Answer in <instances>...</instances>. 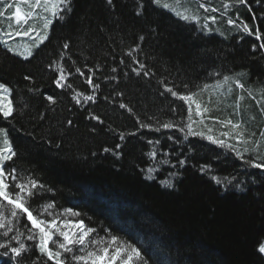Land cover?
Returning a JSON list of instances; mask_svg holds the SVG:
<instances>
[{
	"label": "trees",
	"instance_id": "1",
	"mask_svg": "<svg viewBox=\"0 0 264 264\" xmlns=\"http://www.w3.org/2000/svg\"><path fill=\"white\" fill-rule=\"evenodd\" d=\"M17 6L32 13L27 23H16ZM70 8L53 19L47 39L30 57L13 54L0 41V84L11 90L14 108L8 118L0 114V129L16 152L4 170L15 169L16 182L31 178L43 185L34 190L39 194L26 205L29 210L49 220L40 206L54 204L49 211L58 223L83 220L95 230L88 239L115 236L138 248L145 264H264L257 250L264 242V169L245 163L264 162L258 159L264 157V0H161V6L153 0H71ZM172 9H187L199 21H185ZM44 12L23 0H0L2 41L24 38L26 31L39 40ZM245 23L251 33L243 31ZM57 64L67 75L61 83L71 87L55 83ZM224 76L232 79L223 88L201 91ZM166 88L198 94L194 99L210 111L193 130L205 136L185 138L188 102ZM89 95L95 99L84 98ZM192 109L198 121L194 104ZM209 116L242 123L259 148L220 136L228 129ZM169 122L178 127H162ZM209 134L249 151L241 159L208 140ZM6 182L9 192L18 191L16 182ZM9 208L2 211L13 230L5 236L0 229V244L23 242L27 251L16 257L0 248V264H55L39 252L38 238L28 239L26 214L12 218ZM64 209L79 216L65 217ZM80 254L76 247L64 253L66 264H79L72 256Z\"/></svg>",
	"mask_w": 264,
	"mask_h": 264
},
{
	"label": "snow or ice",
	"instance_id": "2",
	"mask_svg": "<svg viewBox=\"0 0 264 264\" xmlns=\"http://www.w3.org/2000/svg\"><path fill=\"white\" fill-rule=\"evenodd\" d=\"M24 3L28 4L29 0H23ZM153 2L161 6V0H153ZM179 3L180 0H177ZM188 3H191V0H187ZM238 3L244 4L247 0H237ZM111 3V0H109ZM71 0H34V3L29 4L32 9H39L43 7L44 11L49 14L51 18L48 16L44 17L43 28L45 29L44 35H39V43H42L47 39L46 30L49 28L52 23V19H62V13L66 11H70ZM165 8H170V5L164 3L162 5ZM225 8L230 7V4H224ZM11 7V5H9ZM199 8H204V4H199ZM175 11L174 9H172ZM205 11H218L217 9L205 8ZM175 14L185 21H199V17L195 14H189L188 10L185 11H175ZM32 15V13H28L27 15L22 14L21 8L17 6L15 8L14 17L17 24L27 23L28 18ZM213 23L216 22V16L208 17ZM227 23L229 25H234L236 22L232 19H228ZM242 29L246 33H251L252 29L248 24H243ZM18 35L20 33H17ZM10 35V34H9ZM23 35H29V32H23ZM143 39V37H141ZM7 43V41H4ZM38 46V44H37ZM65 48L68 47L67 44L64 45ZM264 47V44L261 45ZM25 58L30 57L33 53L30 49L25 52L19 53ZM140 68H144V65L141 64ZM57 69L59 70V78L55 81V83L60 87H71V85H66L61 83L62 81L67 80V75L65 73V69L57 64ZM138 71V70H137ZM76 72L83 75L79 68L76 69ZM218 75V74H217ZM30 79V77H28ZM232 78L229 76H224L222 80H217L214 85H204L201 91L207 90L209 88L221 89L225 85L229 83ZM87 83L89 85L93 84L91 77L88 78ZM236 85L243 89L244 85L240 83L239 80H236ZM94 88H98L99 85H93ZM168 92H170L173 96H178L179 99L188 102V116H187V124L185 132V127L179 128L181 132H185V138L188 135L192 136H205L206 133L204 131H195L193 130L194 124L204 125L205 113H208L210 109L207 106L202 107L201 103L197 102L194 97L198 95L197 93H190L188 95H180L175 92L172 88H166ZM231 89L229 88V92ZM251 95V93H249ZM11 90L8 89L5 85L0 84V114L3 115L4 118H8L13 115V105L10 99ZM83 96V93L77 94V102H79V97ZM86 100H94V95H89L84 97ZM50 102H55L52 96L47 97ZM241 100L244 97H240ZM262 99H264V92H262ZM211 101L209 100V103ZM259 103V101H258ZM195 105V114L200 117L198 121L193 120L192 118V105ZM121 107H126V105H121ZM131 111V109H129ZM264 111V109H261ZM208 119L213 120L214 122L220 123L222 126L228 129V131H224L220 133V136L230 137L233 140L238 141L240 144L247 146L249 143H252L257 149L259 148V142L253 141L249 136H246V129L243 124L240 122H233L231 119L217 121L214 117H207ZM99 120V117H96ZM69 123H71L69 121ZM141 128H151V125L140 124ZM163 128H173L178 127L171 122L164 123L162 125ZM206 127V125H205ZM159 130V129H157ZM208 132L211 133L212 129L209 128ZM0 136L3 137L2 147H0V229H6L3 232V235L7 236L9 232L13 229L10 226L12 224V220L8 219L3 214V209L7 206H10L9 213L12 218H19L20 215L26 214L27 220L31 223V228L29 232L31 233L28 236L29 240H35L38 238V248L39 252L43 255H46L48 260H52L55 264H66V259L64 258V253H72L73 248L76 247L77 251L81 252L80 255H73L72 260L79 262V264H133L134 261H142L143 256L138 248L135 246L125 244L123 242L118 241V238L112 236L110 240H105L104 238L99 239H88L90 234H92L95 230L92 228H86L84 225V221L80 220L77 223H71L67 220L62 221L58 224V217L53 215L49 209L54 208V204H47L40 206L41 213H47L51 219L45 220L42 218H38V216L33 215V212L29 210L28 203L34 195L39 194L34 191L38 188H43V185L39 184L38 181L26 178L24 182H16L17 176L15 174L16 170L12 169L11 173H7L4 170V163L6 161H10L16 155L11 142L7 138V132L5 129H0ZM261 136L264 137V133H261ZM206 138L213 143L225 146L229 149H232L235 154L243 159L244 152L249 151L248 147H244L243 151H241L236 144L228 143L226 139H220L214 135H207ZM121 139H123V134H121ZM119 147V145H117ZM105 151H110L109 149H105ZM152 156H155L156 153L152 152ZM258 159L264 160V157H258ZM245 163L249 164L252 167L264 169V162L256 163L253 160L245 161ZM149 172L153 171V169H148ZM11 179L13 182V187L18 189L15 193L9 192V184L6 182L8 179ZM217 179V183H221L219 178ZM164 183L168 184V181ZM230 183V181H229ZM6 202V204H5ZM65 213L71 214L72 216H79V213L73 212L72 209H66ZM38 230V231H36ZM23 235L20 233L17 236L12 237L13 240H19L20 236ZM56 235L59 238H62V242L59 240H54L53 236ZM52 243L53 247H49V243ZM78 246V247H77ZM0 248L8 249L10 248L11 253H13L16 257H20L22 253L27 251V246L21 242L18 247H11V241L8 244H0ZM55 249V250H54ZM258 252L264 254V242H261L258 245ZM7 255V251L4 253Z\"/></svg>",
	"mask_w": 264,
	"mask_h": 264
},
{
	"label": "rangeland",
	"instance_id": "3",
	"mask_svg": "<svg viewBox=\"0 0 264 264\" xmlns=\"http://www.w3.org/2000/svg\"><path fill=\"white\" fill-rule=\"evenodd\" d=\"M29 4H32V1H29V3L27 4V7L30 9V6H29ZM35 13V12H34ZM44 14H46L49 18H51L50 16H49V14L47 13V12H44ZM41 17H43L42 15H41ZM36 18V17H35ZM37 19V18H36ZM33 20H35V19H33ZM52 22H53V19H52ZM50 27H51V24H50V26H49V28H48V31H49V29H50ZM34 30H37V29H34ZM33 32L34 31H30L29 32V35H27V36H25L24 38H21V39H18V40H16V41H11L10 42V39H7V38H5V40L4 41H7V43H4V41H2V37L4 36V33H2V32H0V41L5 45V46H7L8 48H9V50L13 53V54H15V55H17V56H22V55H20L19 53H21V52H25L26 53V51L28 50V49H30L32 52H33V50L37 47V44L39 45V40H35V39H38V38H34V34H33ZM39 33L38 32H36V35L37 36H39L38 35ZM22 57H25V56H22ZM64 210H66V209H64ZM67 216H65V217H68L69 216V214H67V213H65ZM58 222V221H57ZM71 222V221H70ZM71 223H75V222H71ZM59 224V223H58ZM85 225V224H84ZM98 239V238H97ZM111 238H106L105 240H110ZM117 264H119V261H117ZM139 264H145L143 261H139Z\"/></svg>",
	"mask_w": 264,
	"mask_h": 264
},
{
	"label": "bare ground",
	"instance_id": "4",
	"mask_svg": "<svg viewBox=\"0 0 264 264\" xmlns=\"http://www.w3.org/2000/svg\"><path fill=\"white\" fill-rule=\"evenodd\" d=\"M264 257V254H261Z\"/></svg>",
	"mask_w": 264,
	"mask_h": 264
}]
</instances>
